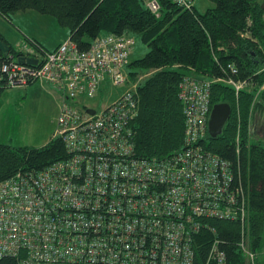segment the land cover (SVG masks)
<instances>
[{"label":"built area","instance_id":"1","mask_svg":"<svg viewBox=\"0 0 264 264\" xmlns=\"http://www.w3.org/2000/svg\"><path fill=\"white\" fill-rule=\"evenodd\" d=\"M144 1L158 16L159 1ZM172 1L186 9L194 3ZM134 43L125 33H104L81 48L67 37L51 51L20 54L34 64L9 53L0 58V84H48L59 92L53 137L66 152L42 169L0 182V258L18 264H227L208 223L216 219L238 222V247L246 264H257L246 241L248 193L240 173L206 146L212 81L183 78L184 135L177 150L160 158L137 154L138 81L132 83L126 70ZM226 66L238 73L234 63ZM222 80L236 93L250 86L232 76ZM107 85L124 86L107 105L97 109L81 100ZM203 234L209 235L206 245ZM197 247L205 248L203 260Z\"/></svg>","mask_w":264,"mask_h":264},{"label":"trees","instance_id":"2","mask_svg":"<svg viewBox=\"0 0 264 264\" xmlns=\"http://www.w3.org/2000/svg\"><path fill=\"white\" fill-rule=\"evenodd\" d=\"M158 1V16L144 0H0V15L9 18L26 9L52 15L68 28V37L81 48L104 33L137 36L147 45L145 54L127 65L134 70L130 75L150 72L137 87L138 113L132 121L140 156L160 158L181 146L184 116L179 90L184 76L212 81L211 107L226 102L231 115L218 136H208L206 146L228 159L240 173L248 193L246 241L256 253L257 264H264V145L250 139L251 112L264 110V88L254 100L257 85L264 82V70L260 71L264 66L262 0H209L213 6L203 12L194 3L186 9L172 0ZM0 40L9 44V54L26 53L16 49L1 32ZM27 40L34 51H46L37 40ZM0 58H7L1 50ZM228 63L237 66L236 75L227 69ZM230 76L237 81L248 80L250 86L236 93L222 80ZM0 85L1 95L8 87L2 81ZM65 155L58 137L42 146L0 142V182L19 171L42 169ZM208 223L216 228L227 264H246L237 244L241 236L238 222L213 219ZM208 237L203 234L205 245ZM197 253L203 260L205 248L197 247ZM0 264L18 261L7 256L0 258Z\"/></svg>","mask_w":264,"mask_h":264},{"label":"rangeland","instance_id":"3","mask_svg":"<svg viewBox=\"0 0 264 264\" xmlns=\"http://www.w3.org/2000/svg\"><path fill=\"white\" fill-rule=\"evenodd\" d=\"M194 5L198 11L203 12L212 7L213 3L209 0H194ZM0 32L16 49L23 51H29L33 46L27 38L37 40L44 49L51 51L69 36L68 28L61 26L54 16L34 9L18 10L9 18L0 15ZM134 40L129 61L140 58L148 50L147 45L137 36H134ZM132 69L126 67L127 71ZM149 74V71L131 74V82L138 81V87ZM262 85L264 82L257 85L254 100L258 99L264 88H261ZM123 88L122 85H107L94 97L81 96V100L99 109L112 102ZM60 102L59 92L48 84L36 83L25 89H5L0 97V142L42 146L55 133ZM250 139L264 145V110L261 108L251 112Z\"/></svg>","mask_w":264,"mask_h":264},{"label":"water","instance_id":"4","mask_svg":"<svg viewBox=\"0 0 264 264\" xmlns=\"http://www.w3.org/2000/svg\"><path fill=\"white\" fill-rule=\"evenodd\" d=\"M260 7L264 10V0H262ZM0 50L4 56H7L10 52V46L7 42L0 40ZM17 60L22 63L34 64L36 59L31 57H25L24 55H17ZM89 113H94V110H88ZM231 115V106L226 102L215 103L212 105L210 117L208 121V131L211 137L218 136L223 129L226 121Z\"/></svg>","mask_w":264,"mask_h":264},{"label":"crops","instance_id":"5","mask_svg":"<svg viewBox=\"0 0 264 264\" xmlns=\"http://www.w3.org/2000/svg\"><path fill=\"white\" fill-rule=\"evenodd\" d=\"M3 36H4V35H3ZM5 39H6V38H5ZM6 40H7V39H6ZM7 41H8V40H7ZM8 42H9V41H8ZM60 42H61V41H60ZM60 42H59V43H60ZM9 43H10V42H9ZM59 43H58V44H59ZM58 44H57V45H58ZM57 45H56V46H57ZM35 84H36V83H35ZM32 85H34V84H31V86H32ZM27 87H29V86H26V87H20V88H24V89H25V88H27ZM0 97H1V95H0Z\"/></svg>","mask_w":264,"mask_h":264}]
</instances>
